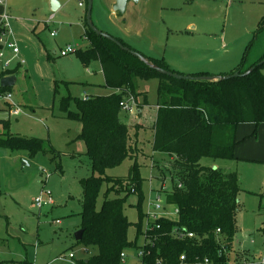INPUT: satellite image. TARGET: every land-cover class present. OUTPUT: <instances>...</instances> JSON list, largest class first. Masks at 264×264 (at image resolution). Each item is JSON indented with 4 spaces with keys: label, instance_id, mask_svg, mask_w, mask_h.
Segmentation results:
<instances>
[{
    "label": "rangeland",
    "instance_id": "1",
    "mask_svg": "<svg viewBox=\"0 0 264 264\" xmlns=\"http://www.w3.org/2000/svg\"><path fill=\"white\" fill-rule=\"evenodd\" d=\"M67 1L63 10L56 13L61 25L50 30L44 25L50 14H25L27 24L30 20L33 23L29 31L24 29L15 35L21 56L13 59V53L5 49V62L13 59L8 68L13 70L26 50L31 49L30 58L25 56L27 66L18 67L15 75L17 82L12 92L21 112L10 118V132L50 144L61 154L59 163L63 172L57 171L59 163L52 160V155L38 153L31 157L25 151L12 153L0 147V264H76L94 253H87L75 239L83 224L81 180L91 177L92 168L86 141L81 137L82 123L68 117V111H78L75 99L84 100L85 93L106 96L114 91L105 87L99 62L94 61L86 68L76 54L59 56L67 45H79L78 50L88 45L83 40L87 3L81 0L86 7L80 8V0ZM114 4L115 0H94L96 25L131 47V43L139 47L143 55L164 59L178 73L188 75L208 70L215 76H225L241 66L244 55L242 66L246 71L264 59V30H258L264 17V0H149L129 4L123 17L113 11ZM34 30L39 39L33 36ZM51 32H56V36L51 37ZM122 33L130 37L124 38ZM260 70L264 75V66ZM3 71L5 67L0 65V74ZM158 84L156 79L141 80L137 95L127 91L124 99L136 98V102L130 112H122V123L151 128L149 125L157 113ZM68 99L67 110H63V101ZM3 117L7 116L0 115ZM239 130L240 143L236 149H246L255 140L258 148L252 156L236 155L232 160L203 158L201 164L237 172L243 190L239 195L242 211L230 261L236 255L237 261L254 260L260 264L264 260V124H240ZM139 132L144 153L125 160L107 175L126 177L131 167L139 164L144 194L143 226L149 214L175 221V207L165 201V192L172 189L169 156L154 153L150 132ZM3 134L0 127V139ZM106 189L107 185L102 183L97 210L102 206ZM42 192L52 196L54 205L39 210L35 198ZM157 197L160 209L152 204ZM138 203L139 197L131 194L124 206V213L133 224L128 232L129 241H136ZM57 220L61 224H56ZM137 241L138 248L126 249L123 264H141L138 253L144 245L142 235ZM69 253L75 254L76 261L65 258Z\"/></svg>",
    "mask_w": 264,
    "mask_h": 264
},
{
    "label": "trees",
    "instance_id": "2",
    "mask_svg": "<svg viewBox=\"0 0 264 264\" xmlns=\"http://www.w3.org/2000/svg\"><path fill=\"white\" fill-rule=\"evenodd\" d=\"M258 30H264V18ZM35 34L39 38V33ZM86 37L88 46L76 52L77 58L86 68L94 61L99 62L105 87L114 92L106 96L89 94V101L75 99L78 111H68V117L82 123L81 137L86 141L92 168L91 177L81 180V229L84 234L77 243L82 244L87 253H94L77 261V264H123L121 255L126 249L138 248L137 239L143 236L144 227L140 165H133L126 177H110L107 172L121 166L125 160L144 153L139 140L141 130L150 132L154 153L169 156L172 189L165 192V201L179 211L175 221H157L160 226V230L156 231L158 240L150 249L152 256L149 260L179 264L180 256L185 254L187 264H205L206 260L209 264L237 262L236 255L235 260L230 261V254L238 231V216L242 211L239 195L243 190L239 176L231 170L204 166L201 160L235 159V149L240 143L237 140L238 126L264 123V75L260 70L264 65L244 76L242 74L247 72L242 66L244 56L241 66L230 74L239 73V77L218 83L177 81L151 70L111 41L98 37L87 24ZM117 39L126 47L138 51L123 39ZM148 58L159 67L176 72L164 59ZM17 68L3 71L0 78L15 76ZM192 75L211 76L209 73ZM151 79L159 83L155 123L150 129L122 123L120 103L127 91L136 94L138 82ZM12 91L13 87H0L1 93ZM68 101H63V110H67ZM0 113L8 117L0 118V127L4 132L0 147L12 153L25 151L31 157L38 153L52 155V160L59 163L61 154L46 141L12 135L10 118L13 115L5 108ZM72 156L75 157V154ZM57 171L63 172L60 163ZM102 183L107 185V189L102 206L97 210ZM131 194L139 197L136 241L128 240L133 224L124 213L125 203ZM174 228L193 233L194 238H174L170 234Z\"/></svg>",
    "mask_w": 264,
    "mask_h": 264
},
{
    "label": "built area",
    "instance_id": "3",
    "mask_svg": "<svg viewBox=\"0 0 264 264\" xmlns=\"http://www.w3.org/2000/svg\"><path fill=\"white\" fill-rule=\"evenodd\" d=\"M3 4H4V1L0 0V5H3ZM53 19H54V15L48 19L46 24L51 25L53 22ZM9 21H10V16L7 13V11H5L0 20V65H3L5 67V70H8V68L11 65V60L5 62V49L10 50L14 56H18V54L20 53L18 45L13 40L14 38L12 37L11 26H10ZM51 35L52 37H54L56 33L53 32L51 33ZM77 51H78L77 46L68 45L60 51V57H67L69 55L76 54ZM0 81H1V78H0ZM0 87H1V84H0ZM85 94L86 95H85L84 101H89L90 96L87 93ZM135 102H136V99L134 98H130L129 100L123 99L122 102L120 103V108L122 112H125V113L130 112L132 110V105L135 104ZM3 108L9 109L10 114L13 116H17L21 112V106L15 102L13 93H9V92H5V93L0 92V110ZM48 174L49 173L47 172V175ZM159 203H160V197H157L156 201L152 203L155 209L161 208ZM35 205L39 210H41L45 206L54 205V200L49 193L45 194L42 192L39 196L35 198ZM175 213L177 216L179 215V211L177 208H175ZM159 218H162V217L157 218L156 214L147 215V221L143 227L144 231H143V236H142L144 240V245L139 248V253H138V258L141 261V264H163L162 261L159 259L155 260L154 262L149 260V258L152 256L150 249L151 247L155 246L158 240V237L156 236V231L160 230V226L157 224V221L159 220ZM55 223L61 224V221L57 220ZM170 234L173 235L174 238H177L179 240L194 238L193 233H189L186 231L182 232L181 229H177V228H174L170 232ZM65 258L71 262L76 261V256L74 253H69L68 256H66ZM125 258H126V255L124 252L121 255V259L123 262ZM179 264H187V257L185 254L180 256ZM205 264H209V261L206 260ZM233 264H256V263L254 260L252 261L243 260V261H237ZM260 264H264V260Z\"/></svg>",
    "mask_w": 264,
    "mask_h": 264
},
{
    "label": "crops",
    "instance_id": "4",
    "mask_svg": "<svg viewBox=\"0 0 264 264\" xmlns=\"http://www.w3.org/2000/svg\"><path fill=\"white\" fill-rule=\"evenodd\" d=\"M4 1V4L3 5H0V20H1V17H2V15H3V13L5 12V11H7V13L9 14V16H10V21H9V23H10V26H11V32H12V37L13 38H15V35H17L18 34V32H20V31H23L24 29H28V31H29V27L31 26V24L33 23V21H29V23L30 24H27V21L29 20V19H27V17H25V14H33V13H42L44 16H45V14H50L49 15V17L47 18V19H49L51 16H53L54 15V19H53V22H52V24L51 25H47L46 24V22L48 21V20H46L45 22H44V25H45V27L47 28V29H49L50 30V28L52 27V26H55V25H61L59 22H57V18H56V13L57 12H59V11H62L63 10V8H64V6H66L67 5V3H68V1L67 0H56L57 2H58V4H59V6H58V8H57V10L54 12V11H52V7H51V1L50 0H3ZM85 2L87 3V0H85ZM141 2H143V1H141ZM82 4V5H81ZM78 5H79V7L80 8H85L86 7V5L83 3V1H78ZM129 6L130 5H128V7H127V9L129 8ZM86 11H87V7H86ZM47 14V15H48ZM86 15H87V13H86ZM47 17V16H46ZM264 18V17H263ZM262 18V19H263ZM260 23V22H259ZM32 28V27H31ZM193 29H195L194 27H192ZM126 31V30H125ZM32 32V34H33V36L35 35L36 36V34H35V30L34 31H31ZM85 33H84V35H83V40H86L87 42H88V40H87V37H86V26H85V31H84ZM51 33H53V32H51ZM56 33V32H55ZM126 33H127V31H126ZM32 36V35H31ZM56 36V35H55ZM54 36V37H55ZM122 36L125 38V37H130V36H126V35H124L123 33H122ZM37 37V36H36ZM51 37H52V35H51ZM38 38V37H37ZM39 39V38H38ZM15 42H16V44L18 45V47H19V44H18V41L16 40V38L15 39H13ZM37 42V41H36ZM89 43V42H88ZM42 44V43H41ZM131 45H132V47L133 48H135L136 50H138V51H140L141 52V49L139 48V47H135L134 46V44H132L131 43ZM42 46L43 47H46L44 44H42ZM68 46V45H67ZM88 46V45H87ZM86 46V47H87ZM66 47V46H65ZM77 47H79V45H77ZM85 47V48H86ZM19 50H20V48H19ZM62 50V49H61ZM8 51H10V50H8ZM11 52V51H10ZM30 53H31V49L30 48H28L27 50H26V52H25V56L26 57H28V58H30ZM19 56H21V51H20V53L18 54V56H14L13 55V59H15V58H18ZM25 56H22V58H23V60L22 61H20L19 62V64L18 65H20V66H27V61H26V59H25ZM49 56V55H48ZM59 56H60V54H59ZM245 56V55H244ZM243 56V57H244ZM149 57H152V56H149ZM242 57V58H243ZM13 59H11V61H13ZM24 62V63H23ZM169 66H170V64H169ZM10 68V67H9ZM174 68V67H173ZM173 68H172V70H173ZM28 69H29V67H28ZM8 70H13V69H8ZM233 72V71H232ZM181 73V72H180ZM199 73H209L211 76H215V75H213V74H211L208 70H201V71H199ZM183 74H185V73H183ZM192 74H197V73H192ZM192 74H188V75H192ZM222 76V75H221ZM104 77V76H103ZM110 90V89H109ZM112 91V90H111ZM88 94V93H87ZM89 95V94H88ZM158 107H157V104H156V109H157ZM1 114V113H0ZM3 114H5V113H3ZM3 114H1V115H3ZM139 114H142V112L141 111H139ZM6 115V114H5ZM156 115H157V113H156ZM7 116V115H6ZM155 120H156V117H155ZM155 123V121H153L149 126L150 127H152L153 126V124ZM264 124V123H263ZM130 126H132V125H130ZM240 126V125H239ZM239 126H238V129H237V140H238V133L240 132V130H239ZM259 126V125H258ZM251 128L253 127V126H250ZM251 128L249 129V128H243V131H249V130H251ZM250 132V131H249ZM259 134H260V132H259ZM263 136H264V134H263ZM238 142H240L239 140H238ZM237 146H239V144L237 145ZM258 148V144L255 142V140H251L250 142H249V144H248V146H247V148L246 149H243V150H235L236 152H235V156L236 155H238V156H252V153H254L255 151H256V149ZM237 153V154H236ZM236 158V157H235Z\"/></svg>",
    "mask_w": 264,
    "mask_h": 264
},
{
    "label": "water",
    "instance_id": "5",
    "mask_svg": "<svg viewBox=\"0 0 264 264\" xmlns=\"http://www.w3.org/2000/svg\"><path fill=\"white\" fill-rule=\"evenodd\" d=\"M141 1L147 2L149 0H115V4L113 5V11L120 17H123L126 13L127 7L129 4H139ZM59 4L56 0H51V7L52 11H56ZM93 10H94V0H87V15H86V24L88 28L96 34L98 37L104 38L108 41L114 43L117 47H119L122 51L132 55L133 57L137 58L140 62H142L146 67L150 68L151 70L175 79L177 81H193V82H210V83H218L226 80H230L232 78H236L241 76L239 73L233 75H225V76H193V75H186L178 72H172L165 70L155 63H153L148 57L140 53L139 51L132 50L129 47H126L122 42H120L116 37L113 35L102 31L94 22L93 20ZM264 65V59L255 67H252L250 70L245 72L244 76L251 74L257 67ZM17 82L16 76H6L2 77L0 84L2 88H12L15 86ZM26 164V163H25ZM84 230L81 229L75 234L76 242H80L83 238Z\"/></svg>",
    "mask_w": 264,
    "mask_h": 264
}]
</instances>
